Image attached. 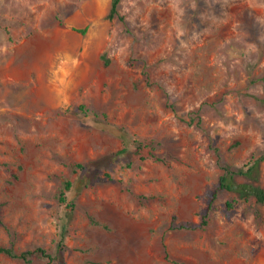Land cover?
<instances>
[{"label":"rangeland","instance_id":"374dc122","mask_svg":"<svg viewBox=\"0 0 264 264\" xmlns=\"http://www.w3.org/2000/svg\"><path fill=\"white\" fill-rule=\"evenodd\" d=\"M111 5L0 0V247L264 264V202L220 190L209 209L223 166L264 153V0H122L125 22ZM236 179L264 187V161Z\"/></svg>","mask_w":264,"mask_h":264},{"label":"trees","instance_id":"16d2710c","mask_svg":"<svg viewBox=\"0 0 264 264\" xmlns=\"http://www.w3.org/2000/svg\"><path fill=\"white\" fill-rule=\"evenodd\" d=\"M122 0H112V5L109 13V18L118 17L120 20L125 22V16L121 14ZM79 31L85 33L87 28L78 29ZM264 83V77L262 78ZM127 149H123L120 152H126ZM118 152V153H120ZM117 153L110 155L107 158H111L115 156ZM105 159H98L90 163V170H95ZM264 161V153L258 155L256 152L252 154L249 158L248 162L245 163L244 166L239 167L237 169L231 168L229 165H224V173L220 177V183L218 188L214 191L211 202L209 205V209L212 207L213 203L216 201L218 197V193L220 190H226L234 193L236 196L233 200L227 202V206L231 209L235 207L237 203L241 202H249L252 199H255L257 202H264V187L259 184H255L253 182H239L236 179L237 175H245L248 177L254 176L256 172L259 171L260 163ZM77 167L84 168L86 165L84 163H77ZM73 182L71 180H66L64 185L60 191L59 199L60 202L65 204L68 207H73L72 202L69 201L67 191L72 189ZM208 213L204 216V223L207 222L206 217ZM67 233V224L61 226V236L59 241L60 250H64V239ZM0 254L9 255L12 257L22 258L26 261H31V259L35 256H41L48 259V264H53L54 256L44 247L39 246L35 249H30L23 251L21 253H17L11 246H1ZM61 259L65 261L64 254L61 255Z\"/></svg>","mask_w":264,"mask_h":264}]
</instances>
